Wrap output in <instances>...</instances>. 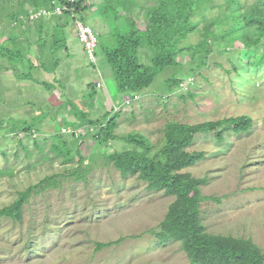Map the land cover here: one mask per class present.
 <instances>
[{"label": "rangeland", "instance_id": "rangeland-1", "mask_svg": "<svg viewBox=\"0 0 264 264\" xmlns=\"http://www.w3.org/2000/svg\"><path fill=\"white\" fill-rule=\"evenodd\" d=\"M22 1L0 0V44L20 49L30 59L25 68L32 64L38 68L31 72L33 80H20L17 75L23 69L0 57V209L47 177L56 175L59 185L35 190L23 206L21 221L0 220V264H191L178 242H160L155 235L174 198L148 190L136 177L122 178L106 157L127 145L100 144L95 126L76 123L71 130L65 128L67 122L75 123L71 108L93 120L119 113L115 135H141L152 153L163 145L167 123L194 125L250 117L249 132L226 133L222 142L212 134L195 136L188 151L205 156L184 172L205 180L200 189L207 199L200 205V216L206 232L249 239L264 255V63L246 65L241 46L223 42L214 46L195 73L190 71L195 62L180 54L178 66L165 68L148 89L136 96L119 92L101 46L94 66L86 60L74 20L62 15L45 18L47 28L42 32L27 18L19 16L20 24L10 21L9 15L23 8ZM103 1L87 0L89 9L84 12L85 24L102 46L109 39L108 27L96 10ZM135 1L139 5L135 13L144 25L145 13L155 0ZM216 1L227 6L226 0ZM257 1L239 0L245 9ZM31 8L27 4L23 10L29 13ZM203 26L200 22L198 30ZM55 28L59 37L61 32L66 37L65 48L51 57L48 43L39 56L37 41L40 36L49 41ZM12 34L18 41L15 45L10 44ZM199 40L193 33L184 44L197 45ZM255 53L249 57L252 63L264 54V43ZM145 56L142 62L148 64ZM50 59H59L54 71ZM178 80H182L181 88ZM43 82L53 88L45 89ZM89 84L95 87L93 96H89ZM114 107L121 108L114 112ZM26 126L32 130L24 131ZM59 131L65 137L74 132L71 139L66 137L68 163L51 150ZM80 158L82 181L71 176ZM98 244L110 245L97 250Z\"/></svg>", "mask_w": 264, "mask_h": 264}, {"label": "trees", "instance_id": "trees-1", "mask_svg": "<svg viewBox=\"0 0 264 264\" xmlns=\"http://www.w3.org/2000/svg\"><path fill=\"white\" fill-rule=\"evenodd\" d=\"M86 2L87 0H74L68 5L74 9V17L67 12L62 16L74 21L77 17L85 23L84 12L89 9ZM58 3L65 4L66 1L58 0ZM226 3L227 6L222 7L217 5L216 0H155V5L145 13L144 25H141L135 13L139 6L135 0L103 1L96 10L101 15V21L108 27L109 39L102 46L96 35L97 48L102 47L103 56L111 68L117 90L124 93L132 92L136 96L148 89L156 76L165 68L178 66L176 57L180 54L188 55L189 59L195 62L196 67L190 68V71L195 73L197 68L205 65L207 57L214 51V46L223 42L233 48L239 44L243 51L241 58L248 60L246 65L258 67L264 63V54L254 63L249 60V57L255 56L257 48H261L264 43V0H258L246 9L239 0H226ZM27 4L32 7V11L51 9L50 0H24L20 6L24 8ZM23 8L12 12L9 20H16L17 24H20L19 16L27 18L29 15ZM216 8H218L217 13L208 19V15ZM52 17L59 16L52 15L48 18ZM224 19L227 20L226 23ZM200 22H204V26L198 30ZM32 24L41 29V32L42 28H47L44 18ZM54 32L49 41L44 36H40L36 43L39 56L44 55L48 43H50L51 57L55 54L54 51L65 48L66 37L62 32L60 37L57 35L58 28H55ZM193 33H197L200 38L198 44L185 45L184 43ZM9 40L12 45L18 42L13 34ZM41 46L44 49H41ZM143 53L148 64L142 62ZM23 56L25 55L20 49L8 48L5 44H0V57L13 63V67L20 66L23 69V73L17 75L18 79L33 80L31 72L38 67L32 64L25 68V63H30V59L28 61ZM50 60L54 71L59 65V59ZM42 66L43 64H40V67ZM181 82L182 80L177 81L178 87ZM42 85L45 89L50 87L45 82ZM88 86L89 96H93L95 87L92 84ZM50 88L52 89L53 86ZM71 110L75 123L67 122L65 128L71 130L70 128L76 126V123L95 126L98 129L94 136L100 144L107 145L119 141L127 145L125 149L106 157L108 164L112 165L122 178L136 177L146 183L148 190L163 192L174 198L164 220L155 231L160 242L169 240L178 242L191 264H264V255L251 240L206 232L200 216V205L207 199L202 196L200 189L205 184V180L184 172L203 160L205 156L203 152L188 151L195 136L212 134L217 141L222 142L226 133L239 135L249 132L253 124L250 117H230L194 125L167 123L163 130L164 143L159 150L152 153L149 141L141 135H115L119 113L109 119L93 120L89 118V114L79 109L71 108ZM31 130L30 127H24L26 132ZM73 133L67 135L69 139L74 136ZM66 137L61 131L56 133L54 138L57 143L51 149L56 157L62 158L63 163L71 161L70 143ZM82 164L83 159L80 158L79 167L71 173L75 180H84ZM58 185L57 176L53 175L18 193L14 203L0 209V220L21 221L23 206L35 190ZM108 245L110 244H98L97 250Z\"/></svg>", "mask_w": 264, "mask_h": 264}, {"label": "built area", "instance_id": "built-area-1", "mask_svg": "<svg viewBox=\"0 0 264 264\" xmlns=\"http://www.w3.org/2000/svg\"><path fill=\"white\" fill-rule=\"evenodd\" d=\"M65 4H59L58 0H50L51 9H40L38 11H30L27 17V20L30 23L40 19V18H48L52 15L60 16L63 13L67 12L71 17H74V9L68 7L69 4H72L74 0H65ZM76 23V39L80 43L86 60L90 63L95 65L97 58H96V50L98 46V41L96 34L93 30L85 23L80 20H75ZM97 88H101L100 84H96ZM180 84V88H181ZM126 105L129 104L127 101ZM121 107H114V112L118 111ZM69 131V130H68Z\"/></svg>", "mask_w": 264, "mask_h": 264}, {"label": "crops", "instance_id": "crops-1", "mask_svg": "<svg viewBox=\"0 0 264 264\" xmlns=\"http://www.w3.org/2000/svg\"><path fill=\"white\" fill-rule=\"evenodd\" d=\"M36 52H38V50L36 49ZM82 53H83V55H84V52H83V49H82ZM85 56V55H84ZM86 58V57H85Z\"/></svg>", "mask_w": 264, "mask_h": 264}]
</instances>
